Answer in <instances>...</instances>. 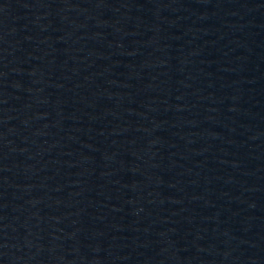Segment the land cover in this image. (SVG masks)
<instances>
[{"label":"water","instance_id":"95a60500","mask_svg":"<svg viewBox=\"0 0 264 264\" xmlns=\"http://www.w3.org/2000/svg\"><path fill=\"white\" fill-rule=\"evenodd\" d=\"M0 264H264V0H0Z\"/></svg>","mask_w":264,"mask_h":264}]
</instances>
